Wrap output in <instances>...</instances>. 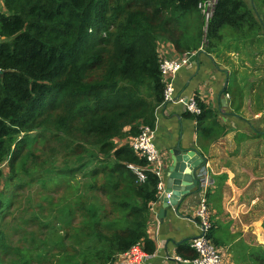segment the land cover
Returning a JSON list of instances; mask_svg holds the SVG:
<instances>
[{
  "label": "trees",
  "instance_id": "obj_1",
  "mask_svg": "<svg viewBox=\"0 0 264 264\" xmlns=\"http://www.w3.org/2000/svg\"><path fill=\"white\" fill-rule=\"evenodd\" d=\"M201 1L3 0L1 252L4 220L14 207L13 195H6L10 193L7 185L18 179L22 155L36 157L33 150H25L39 137L50 148L49 159L61 155L76 166L56 176L76 174L75 178L87 179L70 186L86 183L85 190L76 189L74 212L69 205L62 212L66 218L74 216L73 226L65 224L68 233L70 228L67 238L74 239L78 263L73 264H115L119 255L137 244L154 253L149 225L152 207L159 200V178L149 170V162L132 149L131 140L139 135L141 126L155 129L157 110L164 103L160 50H169L171 56L198 51L218 54L228 38L240 42L223 54L229 67L223 94L231 103L230 113L224 112V116H238L240 112L233 108L242 91L232 56L238 54L241 65L239 47L248 39L251 43L264 41V18L257 16L255 6L245 0H217L213 18L206 25L199 9ZM192 28L197 31L195 36L190 34ZM196 102L201 113H186L196 122L199 137L215 141L226 136L229 127L220 119L222 104L213 111L199 98ZM129 165L142 168L145 181H139ZM4 167H8V176ZM210 196L211 189L208 203ZM214 230L215 223L209 237L218 247ZM186 245L179 244V250ZM232 253H236L234 249Z\"/></svg>",
  "mask_w": 264,
  "mask_h": 264
},
{
  "label": "crops",
  "instance_id": "obj_2",
  "mask_svg": "<svg viewBox=\"0 0 264 264\" xmlns=\"http://www.w3.org/2000/svg\"><path fill=\"white\" fill-rule=\"evenodd\" d=\"M250 1L264 18V0ZM256 2L259 3V7L256 6ZM4 11L3 0H0V14ZM167 51L171 54L169 50ZM193 54L190 64L184 67L175 79L176 99L180 97L185 100L199 98L206 106L217 111L222 104L221 100L227 99L223 93L229 83V72L227 71L229 67L223 62V55L219 59L214 52L207 54L204 51H198ZM222 106L220 119L229 127V132L215 141H210L211 138L199 137L196 122L188 116L183 105L172 103L157 110L154 142L165 156V166L162 170L164 190L152 207L149 225V236L156 248L154 255L150 254L153 255L150 258L151 264H183L174 260L173 257L176 255L182 259H192L194 252L190 247V242L201 235V225L196 211L203 190L198 192L195 189L178 206H172L161 200L166 189L168 170L175 158L173 151L178 146L186 151H197L206 161L205 171L213 181L210 196L212 221L215 223L213 237L218 243L217 248L223 251L226 263L238 264L236 258L240 252V245L246 243V240L236 235L261 236L258 229L261 222L250 219L248 224L245 223L249 220V217L245 216L252 209L244 201L242 193L246 187L251 186L254 187L250 189L253 192H260L264 189V141L261 138L259 142L253 141L261 135L254 129L253 124L259 123L258 126L263 127V116L256 114L252 119L241 115L224 116V112L230 113L229 99L226 105ZM253 155L259 166L252 164ZM245 182L247 185L243 186ZM184 242L187 245L179 250V244ZM232 249L235 250V254L232 253ZM248 258L246 256L243 259L244 264H249L247 263Z\"/></svg>",
  "mask_w": 264,
  "mask_h": 264
},
{
  "label": "rangeland",
  "instance_id": "obj_3",
  "mask_svg": "<svg viewBox=\"0 0 264 264\" xmlns=\"http://www.w3.org/2000/svg\"><path fill=\"white\" fill-rule=\"evenodd\" d=\"M246 1V0H245ZM249 5L252 2L248 0ZM259 7V3L256 2ZM259 17L260 13L256 10ZM226 31L227 28L225 29ZM196 30H191V36H195ZM227 39L222 44V51L217 56H221L226 51L234 47L236 40ZM231 41V42H230ZM264 41L263 39L251 43L247 40L238 51L243 58L241 66L239 64L238 54L232 56V63L236 64L238 69L237 85L242 91L239 102H236L233 111L241 116L252 119L256 114H262L264 120ZM222 60V59H221ZM231 68V67H230ZM257 123V122H256ZM254 129L260 132V137L253 139L259 142L260 138L264 141V125L253 124ZM45 141L41 138H33L30 147H27L25 153L34 151L36 157L26 159L27 155H22L18 170V179L13 180L12 185L8 186L13 195V209L9 216L4 220L3 228L5 246L0 251V264H73L77 262V256L73 250V237L67 238L70 234L67 230L70 225L73 226V218L63 216V210L69 205L70 211L74 212L72 199L75 196L77 188L85 190L86 183L76 188L75 181H86L84 177L78 175L56 176L61 174L62 170L75 168L73 160L65 162L61 155L54 159H49L50 148L46 147ZM263 145V143H262ZM52 147H56L55 144ZM252 164H257L254 155L251 159ZM5 168V167H4ZM8 176V167L4 169ZM259 173V171H258ZM257 173V176H258ZM54 177V178H53ZM6 181V177L4 178ZM19 183L24 185L19 187ZM247 182L243 184L246 186ZM258 185V184H257ZM251 187H246L242 193L244 201L250 205L252 210L245 216L251 221L261 222L258 225L261 236L251 235V237L236 235L246 240L245 245H240V252L236 262L242 263L248 256L250 264H264V189L260 192H253ZM210 207V200H209ZM211 211V209H210ZM212 216V212H211ZM213 218V216H212ZM70 219V220H68ZM260 219V220H259ZM71 221V222H68ZM261 227L263 229H261ZM239 246V245H238Z\"/></svg>",
  "mask_w": 264,
  "mask_h": 264
},
{
  "label": "built area",
  "instance_id": "obj_4",
  "mask_svg": "<svg viewBox=\"0 0 264 264\" xmlns=\"http://www.w3.org/2000/svg\"><path fill=\"white\" fill-rule=\"evenodd\" d=\"M216 3L217 0H202L199 4V9L202 12L206 25H208L213 18ZM160 54L161 72L163 80L166 83L164 103L161 107L172 103H178L185 107L186 112L199 115L201 110L198 107L196 99L185 100L183 97L176 99L175 95V79L181 70L190 64V59L194 54L189 53L185 54L183 57L177 58L174 56L170 57V53H168L167 50H160ZM154 141L155 129L149 126H141L139 135L131 140V147L136 153L149 162L151 166L149 170L159 178L158 190L161 195V192L164 190L162 170L165 166V156L155 146ZM129 168L137 175L139 181H145L146 175L142 168L135 165H129ZM200 173L204 176V178L201 179V190H203V192L197 206L196 216L201 225V235L190 242V247L196 257L194 259H182L176 255L173 258L183 264H227L223 251H220L209 237L213 222L207 194L213 185V181L211 177L207 175L205 168H202ZM153 255L145 252L142 246L137 244L129 251L119 255L115 264H151L150 258Z\"/></svg>",
  "mask_w": 264,
  "mask_h": 264
},
{
  "label": "water",
  "instance_id": "obj_5",
  "mask_svg": "<svg viewBox=\"0 0 264 264\" xmlns=\"http://www.w3.org/2000/svg\"><path fill=\"white\" fill-rule=\"evenodd\" d=\"M226 102V99L221 100L222 105H226ZM173 155L175 158L168 170L166 189L161 200L172 206H178L195 189L201 191V179L204 176L200 170L205 168L206 161L197 151H186L180 146L173 151Z\"/></svg>",
  "mask_w": 264,
  "mask_h": 264
},
{
  "label": "clouds",
  "instance_id": "obj_6",
  "mask_svg": "<svg viewBox=\"0 0 264 264\" xmlns=\"http://www.w3.org/2000/svg\"><path fill=\"white\" fill-rule=\"evenodd\" d=\"M225 99H226V98H225ZM227 99H228V97H227ZM227 99H226V100H227Z\"/></svg>",
  "mask_w": 264,
  "mask_h": 264
}]
</instances>
